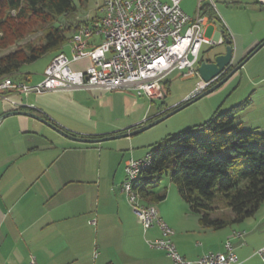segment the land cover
Masks as SVG:
<instances>
[{"label":"crops","instance_id":"obj_1","mask_svg":"<svg viewBox=\"0 0 264 264\" xmlns=\"http://www.w3.org/2000/svg\"><path fill=\"white\" fill-rule=\"evenodd\" d=\"M204 4L209 7L202 14ZM182 8L192 17L199 11L207 17L206 37L218 40L227 35L232 39L234 65L264 40V0H183ZM99 41V37L91 40ZM66 46L70 51L68 41L54 52L40 73L20 69L14 79L38 83L51 60L61 52L67 54ZM203 46L200 59L211 49L225 52L224 42L206 45L209 49ZM261 50L229 79L235 82L227 91L215 95L210 116L250 97L249 106L236 118L242 119L240 125L258 122L249 118L254 109L251 110L254 90L244 89L236 99L231 97L240 89L245 74L250 85L264 82V72H258L264 63V56H258ZM89 63V59H83L73 67L80 70ZM236 78L238 83L234 85ZM104 92L108 91L80 87L41 94L13 93L11 100L21 102V107L0 99V116L14 110L30 111L74 136L102 138L138 128L171 108L163 103L150 116L156 99L137 96L143 105L137 111V99L130 96L132 90ZM167 94L164 91V98ZM259 103L264 105V100ZM208 117L209 114L201 123ZM258 120L264 122L262 118ZM246 130L264 132V124ZM140 144L134 136L101 142L75 141L27 115L4 118L0 122V264H31L32 258L36 264H175L166 251L147 244V239L160 237L159 227L155 225L144 232L121 188L127 161L142 159L149 152L138 149ZM167 191L166 199L155 206L173 229L171 238L183 257L195 261L209 251H223L230 240L239 258L237 264H259L256 251L264 246V240L256 232L259 223L264 222V203L245 221L212 230L200 224L198 215L179 193L176 196L170 186ZM260 214L263 218L255 224L250 222ZM223 216L234 215L224 212ZM243 231L241 237L234 235Z\"/></svg>","mask_w":264,"mask_h":264},{"label":"trees","instance_id":"obj_2","mask_svg":"<svg viewBox=\"0 0 264 264\" xmlns=\"http://www.w3.org/2000/svg\"><path fill=\"white\" fill-rule=\"evenodd\" d=\"M87 1L80 0L82 4ZM208 7L204 4L200 11ZM76 9L74 0H0V50L16 46L0 55V80L14 79L23 65L65 45L72 33L87 22L73 17ZM62 16L67 20L55 25ZM31 35L37 36L25 41ZM168 86L169 82L164 80L165 93L166 90L169 93ZM250 102L248 97L190 129L149 146V164L133 182V189L143 203L156 205L166 199L168 191L162 181L169 177L203 227L220 230L254 216L264 203V147L260 146L264 143V132L242 129L240 124L234 126L236 116ZM225 147H230L236 155L225 157L220 153ZM216 199L223 201L222 208L232 211L233 218L213 216L218 209L213 204Z\"/></svg>","mask_w":264,"mask_h":264},{"label":"built area","instance_id":"obj_3","mask_svg":"<svg viewBox=\"0 0 264 264\" xmlns=\"http://www.w3.org/2000/svg\"><path fill=\"white\" fill-rule=\"evenodd\" d=\"M183 0H104L98 16L85 19L71 41L72 56L52 59L44 70L43 78L36 84L26 81L0 80V99L11 100L13 93L28 95L48 91L71 90L80 87L98 88L103 91L132 90L138 96L150 99L164 98L163 81L174 71L185 78L200 76L198 65L203 45L224 42L205 36L207 17L199 11L195 17L182 8ZM99 37V43L91 40ZM89 59L84 69L73 64ZM211 82L200 78L188 98L202 94ZM16 108L21 102L11 100ZM148 154V153H147ZM133 159L126 163V179L121 188L128 202L142 223L144 232L157 225L160 237L147 244L162 249L175 264H237L238 256L232 242L226 241L223 251H209L195 261H189L177 250L170 231L173 229L159 216L157 208L140 210L130 203L128 175L134 166L146 162ZM235 233V236H243ZM264 260V246L256 251ZM31 264H36L34 258Z\"/></svg>","mask_w":264,"mask_h":264},{"label":"rangeland","instance_id":"obj_4","mask_svg":"<svg viewBox=\"0 0 264 264\" xmlns=\"http://www.w3.org/2000/svg\"><path fill=\"white\" fill-rule=\"evenodd\" d=\"M74 2L76 4L77 9L73 17H76L79 19H90L91 17L98 16L100 14L99 6H101L104 3V0H89L83 4L80 2V0H74ZM66 20H67L66 17L62 16L55 21V25L63 23ZM36 36L37 35H31L25 41L33 40L36 38ZM15 48L16 46H12V47H9L8 49L0 50V55L6 54ZM204 48L209 49L210 46L204 45L203 49ZM65 49H66L67 55L72 56L71 47H70V51H69V46H66ZM262 49L263 50L260 49L262 52L260 53V55H258L259 57L262 55L264 56V48ZM53 54L54 52H50L33 63L23 65L21 67V72H26L28 69H30L33 71L34 74L40 73V71L44 69L45 65L47 64V62L49 61V59L52 57ZM250 68H251V65H248V69ZM261 68H262L261 71H258V72H264V63H263V66L261 65ZM200 78H201L200 76L184 78L180 71H174L172 74H170L168 78L166 79V81H169V86H168L169 93L167 94L165 98L154 100L153 110L150 113V116L153 115V113H155L158 110L159 105L163 103L164 105L166 104L168 107H171V108L178 107L184 104L185 101L189 100L190 98H186L185 101H182V102H181V99L188 94H189L188 97L190 96V94L192 93L191 90L197 85V81ZM245 78H246V74H245ZM245 78L242 81L240 89H238L236 93L232 95L231 98L236 99L237 97H239L244 89H249V91L254 90L252 97L255 103H254V106L252 105L253 107H251V110L252 108L254 109L252 112H250L249 118L250 119L253 118V120H257L258 122L254 123L251 126L249 125L247 126V124L245 123L240 125L242 129H254V127L264 124L263 121L258 120L261 118L264 119V105L259 103L261 100H264V82L262 81V82H258L257 84L255 83L253 85H250V81H247V79L245 80ZM232 80L231 81L228 80L229 82L227 81L221 87L217 88L213 92L190 103L183 109L177 111L176 113L166 118L165 120L161 121L160 123L154 125L153 127L139 134L134 135V138H136L138 142L141 143L138 149L140 150L148 149L149 150V146L155 143H158V142H162L181 130L190 129L193 126L201 123V119L204 117H207L208 114H209L208 118L212 117L210 115L212 114L211 112L212 105H213L212 102L214 101L215 95L220 92L227 91L228 86H230L232 82H235ZM237 83H238V80L236 78V83L234 85H236ZM117 91H120V90H117ZM117 91H114V92H117ZM114 92L108 91L104 93L108 94V93H114ZM130 96L133 97L134 99H137V102L134 103V106L137 111H140L143 108V105L141 101L139 100V97H137L138 95L134 91H132V93H130ZM129 107L133 108L132 104H130ZM241 121L242 119L236 118L234 126L237 124H240ZM260 146L264 147V143H261ZM220 153H222L225 157H233L236 155L232 152L230 147H225L221 149ZM162 186L166 187L167 189L170 186V189L172 188L173 192H175L177 196L178 194L177 187L170 180L169 177H165L163 179ZM213 204L215 207L218 208L217 210L213 212V216L218 217V215H223L224 212H226V214H230L232 212L230 209L222 208L223 201L220 199H216L213 202ZM260 218H263L262 214L256 217V219H250L251 220L250 222L255 224ZM256 234H257L256 236L258 237L260 236L261 241L264 240V222H261V224L259 223V227L257 229ZM256 260L258 261L259 264H264V260H262L259 256L256 257Z\"/></svg>","mask_w":264,"mask_h":264},{"label":"water","instance_id":"obj_5","mask_svg":"<svg viewBox=\"0 0 264 264\" xmlns=\"http://www.w3.org/2000/svg\"><path fill=\"white\" fill-rule=\"evenodd\" d=\"M223 39H224V43H225V52L219 53L215 49H211L208 52L207 56L204 59H202L201 63L198 65V72L200 74L201 79L204 80L205 82H211L212 86L207 88L202 94H200L197 98L193 99L192 101H189V102L171 110L170 112H168V113H166V114H164V115H162V116L152 120L151 122L144 124L138 128L128 130L127 132H124V133L114 134L112 136H105L102 138H84V137L74 136V135L66 132L64 129L54 125L52 122H50L48 119L42 117L38 113H34V112H30V111H23V110H14V111H10V112H6V113L2 114L0 116V122L4 118H6L10 115L23 114V115L33 117V118L45 123L46 125H48L52 129H54L55 131H57L58 133H60L61 135L65 136L69 139H72L75 141H81V142H101L103 140H108V139H113V138L134 136L136 134H139V133L153 127L154 125H156V124L160 123L161 121L165 120L166 118L170 117L171 115H173L177 111L183 109L184 107H186L190 103L196 101L197 99H199L205 95H208L209 93L213 92L217 88L221 87L224 83H226L234 74H236L243 67V65L246 63V61L252 55H254L260 48H262L264 46V40H263L241 62L234 65L233 62H234V57H235V51H234V47L232 44V39L230 37H228L227 35H225L223 37Z\"/></svg>","mask_w":264,"mask_h":264},{"label":"bare ground","instance_id":"obj_6","mask_svg":"<svg viewBox=\"0 0 264 264\" xmlns=\"http://www.w3.org/2000/svg\"><path fill=\"white\" fill-rule=\"evenodd\" d=\"M99 10H101V6H99ZM75 37H76V31L73 33L69 42L71 43V41ZM61 55H63V53H60L59 55L55 56L53 59ZM6 80H9V78ZM148 164H149V155H147L146 162L138 163L136 166H134L133 172L128 175V190L130 196V203H134L135 205H137L138 209L140 210H153L154 208H156L155 205L144 204L143 201L141 200L139 193L135 192V190L133 189V182L137 179L140 171H142V169L145 168ZM122 191L124 192V189H122ZM236 233H241V232H236ZM172 235H173V230L170 231V239H172L171 238Z\"/></svg>","mask_w":264,"mask_h":264},{"label":"flooded vegetation","instance_id":"obj_7","mask_svg":"<svg viewBox=\"0 0 264 264\" xmlns=\"http://www.w3.org/2000/svg\"><path fill=\"white\" fill-rule=\"evenodd\" d=\"M225 76V75H224Z\"/></svg>","mask_w":264,"mask_h":264}]
</instances>
